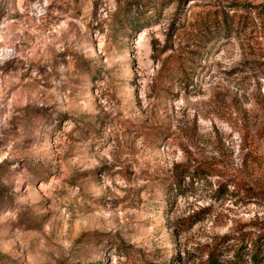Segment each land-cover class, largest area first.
<instances>
[{
  "label": "rangeland",
  "instance_id": "374dc122",
  "mask_svg": "<svg viewBox=\"0 0 264 264\" xmlns=\"http://www.w3.org/2000/svg\"><path fill=\"white\" fill-rule=\"evenodd\" d=\"M241 229L264 264V0H0V264H193Z\"/></svg>",
  "mask_w": 264,
  "mask_h": 264
},
{
  "label": "trees",
  "instance_id": "16d2710c",
  "mask_svg": "<svg viewBox=\"0 0 264 264\" xmlns=\"http://www.w3.org/2000/svg\"><path fill=\"white\" fill-rule=\"evenodd\" d=\"M191 167H194V171L191 173L192 179L195 177L204 179L215 173V166L209 160L190 162L185 165L175 164L171 175L164 177L168 181L169 189L179 191L185 171L181 168L190 169ZM221 185L220 183L217 189H220ZM204 216L205 213L201 210L185 217L187 228L194 226ZM262 236V234L256 236L252 232L241 229L237 234L226 235L217 242L205 243L200 247V253L194 259L193 264H260L262 260L260 256ZM230 239L236 240L231 243ZM231 252L233 253L231 254Z\"/></svg>",
  "mask_w": 264,
  "mask_h": 264
}]
</instances>
